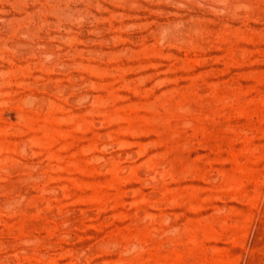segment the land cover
<instances>
[{"label":"rangeland","instance_id":"1","mask_svg":"<svg viewBox=\"0 0 264 264\" xmlns=\"http://www.w3.org/2000/svg\"><path fill=\"white\" fill-rule=\"evenodd\" d=\"M0 264H264V0H0Z\"/></svg>","mask_w":264,"mask_h":264}]
</instances>
